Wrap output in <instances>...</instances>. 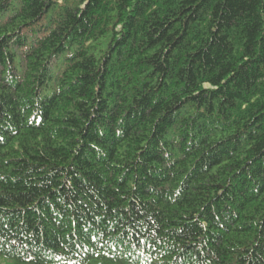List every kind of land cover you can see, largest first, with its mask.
I'll list each match as a JSON object with an SVG mask.
<instances>
[{"label": "trees", "instance_id": "trees-1", "mask_svg": "<svg viewBox=\"0 0 264 264\" xmlns=\"http://www.w3.org/2000/svg\"><path fill=\"white\" fill-rule=\"evenodd\" d=\"M3 264H264V0H0Z\"/></svg>", "mask_w": 264, "mask_h": 264}, {"label": "rangeland", "instance_id": "rangeland-1", "mask_svg": "<svg viewBox=\"0 0 264 264\" xmlns=\"http://www.w3.org/2000/svg\"><path fill=\"white\" fill-rule=\"evenodd\" d=\"M4 262H5V261H3V260L0 259V264H3Z\"/></svg>", "mask_w": 264, "mask_h": 264}]
</instances>
